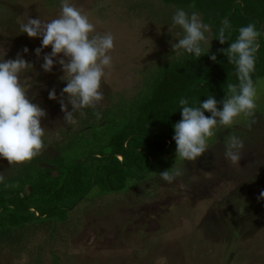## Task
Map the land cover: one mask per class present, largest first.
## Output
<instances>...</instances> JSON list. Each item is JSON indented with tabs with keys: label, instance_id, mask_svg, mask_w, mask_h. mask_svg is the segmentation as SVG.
Wrapping results in <instances>:
<instances>
[{
	"label": "rangeland",
	"instance_id": "rangeland-1",
	"mask_svg": "<svg viewBox=\"0 0 264 264\" xmlns=\"http://www.w3.org/2000/svg\"><path fill=\"white\" fill-rule=\"evenodd\" d=\"M70 2L88 15L96 32L115 37L112 67L106 69L110 74L101 83L102 109L120 98L133 99L142 89L143 72L168 58L171 44L182 35L172 21L174 7L159 0ZM60 10L61 0H0V59L20 53L34 65L24 78L31 87L28 96L47 113L41 121L43 154L53 153L51 143L61 140L60 130H80L83 116L77 114V126L64 123L58 100L48 98L53 88L59 98L66 86L57 62L63 55L54 58L51 72H44L43 56L51 53V46L38 58L35 49L42 38L28 37L19 26L30 17L51 21ZM205 36L210 43L211 30ZM255 87L258 123L249 127L250 118L241 115L232 126H218L195 161L168 159L165 168H180L181 177L172 183L160 175L144 183L134 179L139 186L98 199L95 189L90 194L95 199L80 202L69 221L55 230L30 225L15 233L22 232L19 243L1 241L0 264H264V199H258L264 190V77ZM220 130L224 143L216 141ZM230 134L244 142L235 165L224 156ZM13 166L0 157V173H12Z\"/></svg>",
	"mask_w": 264,
	"mask_h": 264
},
{
	"label": "trees",
	"instance_id": "trees-1",
	"mask_svg": "<svg viewBox=\"0 0 264 264\" xmlns=\"http://www.w3.org/2000/svg\"><path fill=\"white\" fill-rule=\"evenodd\" d=\"M159 1L172 4L175 12L183 9L200 15L211 30L208 47L202 44L205 52L210 48L208 54L198 59L183 50L177 56L172 49L168 58L165 55L143 72L142 89L133 99L120 98L102 109L100 120L92 109H85L86 115L79 120L82 128L73 133L68 127L60 130L61 140L51 143L53 153H41L13 166V172L0 183V242L19 243L22 232L15 233L30 225H49L55 230L69 221L80 202L95 199L90 197L95 189L98 199L125 193L140 185L136 180H154L168 169V159L176 157L173 125L181 119L179 100L185 98L189 106H199L212 95L219 102L228 84H238L236 66L220 49L235 42L241 27L254 23L262 29L264 0ZM225 20L230 28L225 32L226 43L220 44L216 38ZM183 35L182 31L180 38ZM259 42L254 85L264 77V38L260 36ZM212 54L217 57L215 62L210 59ZM221 131L216 141L224 143Z\"/></svg>",
	"mask_w": 264,
	"mask_h": 264
},
{
	"label": "clouds",
	"instance_id": "clouds-1",
	"mask_svg": "<svg viewBox=\"0 0 264 264\" xmlns=\"http://www.w3.org/2000/svg\"><path fill=\"white\" fill-rule=\"evenodd\" d=\"M173 24L183 30V37L178 43H172L174 54L183 52L194 54L195 58L208 54L202 47L209 43L205 33L210 26L204 23L196 12L189 14L183 9H177L172 17ZM20 32L30 38H42V45L35 49L39 58L42 50L51 46V53L43 56L41 68L51 72L54 58L64 73L60 77L66 81L60 97L56 90L49 91L50 100H58L63 113V121L67 125L77 126L79 116H85V109H92L97 120L102 119V101L104 93L101 90L102 78L106 69L112 67L111 51L114 49L115 37L111 32L98 33L88 15L73 5L70 0H61L59 15L51 21H43L39 17L29 18L20 24ZM230 23L225 20L219 29L216 39L225 44L226 30ZM261 30L256 24H249L239 29L235 42L220 51L228 62L236 66L238 84H228L223 100L217 101L212 95L201 102L199 106H189L185 98L179 100L181 119L173 125V140L176 144V158L195 161L208 149V140L214 136L218 126H232L241 115L250 118L249 127L258 123L256 118L257 89L252 79L256 66V53L259 51ZM23 53H28L27 47ZM215 62V54L210 56ZM34 69L33 63L26 61L20 53L15 59H0V157L12 165L32 161L45 150V127L41 121L46 118V111L33 103L28 96L31 88L26 72ZM218 103L222 107H218ZM69 105L71 111H69ZM205 112L210 113L206 116ZM244 142L234 134L226 137L225 159L231 164L240 163ZM183 171L174 165L170 169L159 172L162 180L172 183L183 175ZM6 180L5 173H0V183ZM9 185L5 184V187ZM183 187V185H180ZM258 199H264V190Z\"/></svg>",
	"mask_w": 264,
	"mask_h": 264
},
{
	"label": "water",
	"instance_id": "water-1",
	"mask_svg": "<svg viewBox=\"0 0 264 264\" xmlns=\"http://www.w3.org/2000/svg\"><path fill=\"white\" fill-rule=\"evenodd\" d=\"M261 37L264 38V25H263V27L261 29Z\"/></svg>",
	"mask_w": 264,
	"mask_h": 264
},
{
	"label": "bare ground",
	"instance_id": "bare-ground-1",
	"mask_svg": "<svg viewBox=\"0 0 264 264\" xmlns=\"http://www.w3.org/2000/svg\"><path fill=\"white\" fill-rule=\"evenodd\" d=\"M120 157H122V156H120ZM122 159V158H121Z\"/></svg>",
	"mask_w": 264,
	"mask_h": 264
}]
</instances>
